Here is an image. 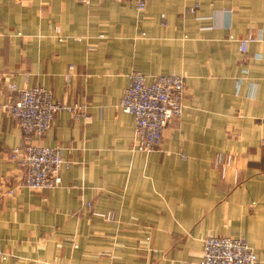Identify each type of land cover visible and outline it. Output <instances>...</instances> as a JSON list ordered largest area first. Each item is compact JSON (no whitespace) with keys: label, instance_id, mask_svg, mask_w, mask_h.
I'll return each instance as SVG.
<instances>
[{"label":"crops","instance_id":"crops-1","mask_svg":"<svg viewBox=\"0 0 264 264\" xmlns=\"http://www.w3.org/2000/svg\"><path fill=\"white\" fill-rule=\"evenodd\" d=\"M248 32L263 40L242 53ZM134 71L186 80L151 152L120 108ZM9 84L79 106L33 139L65 148L58 188H28L10 159ZM209 235L245 238L264 264V0H0V264H198Z\"/></svg>","mask_w":264,"mask_h":264},{"label":"built area","instance_id":"built-area-1","mask_svg":"<svg viewBox=\"0 0 264 264\" xmlns=\"http://www.w3.org/2000/svg\"><path fill=\"white\" fill-rule=\"evenodd\" d=\"M89 3L90 0H78ZM135 1L143 9L148 0ZM255 41L248 37L241 41L240 50L248 51ZM18 97L4 105L9 116L22 130L23 142L10 151V159L24 170L25 185L35 191H48L61 186V171L69 169L71 161L65 158L62 146H44L33 143L54 125L60 110L73 112L77 105H67L54 97L43 86L9 84ZM186 93L185 77L177 73L147 76L139 71L131 72L129 85L124 89L120 108L136 119L134 148L139 151L156 150L163 141L169 122L179 118L184 109ZM224 159L220 156L217 161ZM90 205V203H87ZM107 221L111 214L95 213ZM198 264H259V257L243 237L209 235L203 241L202 257Z\"/></svg>","mask_w":264,"mask_h":264},{"label":"rangeland","instance_id":"rangeland-1","mask_svg":"<svg viewBox=\"0 0 264 264\" xmlns=\"http://www.w3.org/2000/svg\"><path fill=\"white\" fill-rule=\"evenodd\" d=\"M135 2V1H134ZM253 37L254 39H255V41H253V42H257V41H262L263 39L262 38H260L259 36H257L255 33H252V32H248L245 36H241V37H239V38H237L236 40L239 42V44L241 43V41L242 40H244V39H246V38H248V37ZM233 38V37H232ZM234 39V38H233ZM249 47V46H248ZM242 52V51H241ZM243 53V52H242ZM252 57L253 58H259V56H257V55H252ZM246 72V71H245ZM220 156H222V157H224V159H222V160H220V161H217L216 162V164L218 165V166H220L221 168H223V169H226V167H228L229 165H230V163H231V161H232V159H233V155L232 154H226V155H218L217 157H216V160L220 157ZM85 206H88V207H90L91 205H88L87 203L85 204ZM116 216L115 215H112V219L111 220H109V221H112V220H114V221H116Z\"/></svg>","mask_w":264,"mask_h":264}]
</instances>
